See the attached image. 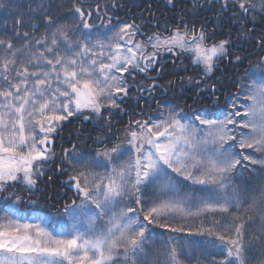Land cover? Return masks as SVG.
Listing matches in <instances>:
<instances>
[{"label": "snow or ice", "instance_id": "1", "mask_svg": "<svg viewBox=\"0 0 264 264\" xmlns=\"http://www.w3.org/2000/svg\"><path fill=\"white\" fill-rule=\"evenodd\" d=\"M119 6L71 0V22L61 23L40 0L35 16L0 33V264H202L190 253L205 246L215 250L202 252L204 261L212 256L208 264H251L255 241L264 256V180L244 188L234 180L245 171L264 176V56L259 75L246 70L223 108L186 112L155 99L157 88L171 87L158 83L163 61L187 59L201 71L187 82L210 88L215 106L206 78L229 56L230 40H213L183 17L146 31L109 15ZM221 8L240 20L264 16V0H222ZM256 44L264 49V33ZM133 88L155 110L133 109L89 151L63 148L57 171L67 177L66 199L42 212L38 181L57 159L65 122L82 117L111 131ZM21 205L31 206L34 221L24 220ZM193 236L209 239H186Z\"/></svg>", "mask_w": 264, "mask_h": 264}, {"label": "trees", "instance_id": "2", "mask_svg": "<svg viewBox=\"0 0 264 264\" xmlns=\"http://www.w3.org/2000/svg\"><path fill=\"white\" fill-rule=\"evenodd\" d=\"M110 3V0H102L101 5L104 3ZM7 7L0 8V33L7 32L11 34V29L17 18H21L25 21L30 20L35 16L34 9L40 0H6ZM45 3L49 6V12L57 17L61 23L71 22V16L67 12V8L71 4V0H45ZM119 7L110 9L109 15L119 17L121 20H127L129 22L135 20L137 23H142L146 26L145 30L149 28H159L163 30L165 26L172 27L175 23H179L181 17L190 26L195 24L197 27L203 26L207 33L212 36L213 40L228 39L231 40L229 46V57L223 59V67L220 71H216L212 78L213 85L216 88L215 98L217 99V105L212 104L213 97L207 96V91L199 93L196 87L187 82V77H195L194 74L189 72L185 73L183 80V86L180 88L179 80L176 78L180 75L175 65L170 66L162 72L161 85H168L171 82V87L167 88V91L161 94V91L155 99L161 100V102L167 101L169 104L175 105L178 108H183L186 112L192 111L197 108H207L209 111L214 108H223L230 96L234 95L237 91L236 81L238 78L245 77L246 70L251 71L257 68L261 56H264V49L257 47L256 40L264 33V16L256 15L255 21L253 22L248 17L243 20L239 19V14H234L230 9L222 10V0H218L213 4V15L214 18H210V14L207 13V7L201 9V4L191 0L190 3L187 0H172L169 4L168 0H118ZM208 6V5H207ZM231 7V6H230ZM125 10V11H124ZM212 15V16H213ZM212 20V23L210 21ZM33 23H40V18L37 17L32 21ZM242 27H244V32ZM30 25L26 24L25 29H29ZM249 29H254L251 34H248ZM40 31H43L41 27ZM244 33L250 40L244 41ZM33 35H39V32L32 33ZM235 50L236 55L232 54ZM241 57V62L236 63L235 57ZM242 57H244L242 63ZM185 63L188 66L189 61L185 59ZM192 68V67H191ZM194 70V69H193ZM189 74V75H187ZM201 87H204V82L201 83ZM198 92V93H197ZM164 94H166L165 97ZM133 95V94H132ZM133 97L140 103L136 105L128 103L124 105L126 109V116L115 115L112 117V128L111 131L103 127V124L99 125L100 122H93L89 120L85 124L81 120L80 125L76 127L75 119L70 120L66 123L56 136L55 152L57 155L62 154L63 148H70L72 144L77 146L83 151H89L95 147L93 141L97 136H111L112 133H118L123 125L128 121L129 117L133 114L132 110L136 112L140 110L149 111V105L151 110H155L156 104L153 99L147 100V103L143 105L144 100L137 93H134ZM129 114V115H128ZM78 121L80 119H77ZM117 123L116 127H113ZM121 126V127H118ZM57 174V168L55 169ZM59 178L66 179V176H56L54 184L52 185L53 190L51 192L46 191L37 194L38 204L42 212H48L49 210L55 211L52 205H57V201L63 202L66 199L63 194L61 183ZM261 180H264V176L259 173L249 174L247 171L242 176H237L234 183L240 188L244 187H255ZM41 187V186H40ZM71 195L70 192L67 193ZM42 206L44 208H42ZM59 206V205H57ZM29 213V212H28ZM163 231V230H157ZM259 231V225L254 224L249 228V235L254 236ZM183 235V234H177ZM186 239L203 242L208 237L204 236H193L186 237ZM248 237H246V240ZM157 247H160L157 244ZM213 253L215 250L208 247H196L190 253L200 257L202 264H208V261L212 259V256H208V260L204 261L202 252ZM250 255L254 257L251 260V264H260V261H264V256H261V245L260 241H255Z\"/></svg>", "mask_w": 264, "mask_h": 264}, {"label": "flooded vegetation", "instance_id": "3", "mask_svg": "<svg viewBox=\"0 0 264 264\" xmlns=\"http://www.w3.org/2000/svg\"><path fill=\"white\" fill-rule=\"evenodd\" d=\"M102 0H87V3H89V4H92L93 6H95V4L97 3V2H101ZM194 1H196V3H199V4H201V9H204V6L206 5V7H207V13L208 14H210V15H212L213 14V4L215 3V2H218V0H194ZM187 2L188 3H190L191 2V0H187ZM208 5V6H207ZM125 11V10H124ZM116 17V16H115ZM212 16H210V18H211ZM214 18V17H213ZM246 18V17H245ZM125 22H129V21H127V20H124ZM97 23H99V21H97ZM113 23H116V21H115V19L113 20ZM210 23H212V20L210 21ZM242 29H243V32H244V27H242ZM229 56H227L226 58H228ZM226 58H224V59H226ZM244 57H242V63H244V59H243ZM223 60V59H222ZM222 60L219 62V64H218V67H216L215 69H214V72L211 74V76L210 77H208V78H206V83L208 84V85H213V82H212V78H213V76H214V73L216 72V71H220L221 69H222V67H223V62H222ZM163 63H164V67H163V69L160 71V74H159V77H158V83L160 84L161 83V80H162V72L165 70V69H167L168 67H170V66H174L175 65V67H176V69L179 71L178 73H180V75L178 76V78H176L177 79V81L179 80V83L181 84L180 85V88H182V86H183V80H184V77L186 76L185 75V73H187V72H189L190 74H194L195 75V73H196V75H195V77L194 78H196V79H202V72L201 71H199V70H197L196 69V67L195 66H188L186 63H185V59H183V61H179V60H175V62H173L172 60H169V59H167V58H165V60L163 61ZM194 69V70H193ZM152 75H156V72H153L152 73ZM187 75H189V74H187ZM141 79V77H137V81H139ZM202 82H204L203 80H202ZM201 88H204V87H201ZM160 91H161V89L160 88H157L156 89V91H155V97H157L158 95H159V93H160ZM205 91V90H204ZM204 91H201V92H204ZM206 93H207V96H210L209 95V92L211 91V89L210 88H207L206 89ZM134 93H137V91H136V89L135 88H133L132 90H131V92H130V97L131 98H134L133 97V95H134ZM199 93H200V91H199ZM133 94V95H132ZM138 95H139V97L141 98V100L143 101L144 100V102H143V105H145L146 103H147V100H149V99H151L149 96H148V94H147V92H145V93H142V94H139V93H137ZM166 96V94H164V96L163 97H165ZM128 99L129 101H131V103H134L135 101H133L132 99ZM138 100H139V98H137ZM161 100H165L164 98L163 99H161ZM160 100V101H161ZM124 105H127V103L126 104H124ZM124 107V106H123ZM125 113H126V109H125ZM127 114V113H126ZM126 114H121L122 116H126ZM81 120L82 119H80L79 121L77 120V119H75V121H76V123H75V125H76V127L78 126V125H80V123H81ZM117 126V123L116 124H114L113 125V127H116ZM118 127H121V126H118ZM57 157V159L55 160V161H52V162H49V164H48V166H47V169L45 170V174L43 175V176H41L40 177V180L38 181V188L40 189V192L39 193H41V191L42 192H46V191H49V192H51L52 190H53V188H52V185L54 184V180H55V178H56V176H58V177H61V175H60V173L58 172V174H54V171H55V169L57 168V166H58V164H57V161L59 160V157H60V155H57L56 156ZM48 169H50V171L48 170ZM49 177H51V179L49 180ZM67 179V178H66ZM65 179V180H66ZM64 179H62V178H59V181H60V183H61V186H63V181H65ZM41 186V187H40ZM62 192H63V194H65L66 192H67V189L63 186V189H62Z\"/></svg>", "mask_w": 264, "mask_h": 264}, {"label": "rangeland", "instance_id": "4", "mask_svg": "<svg viewBox=\"0 0 264 264\" xmlns=\"http://www.w3.org/2000/svg\"><path fill=\"white\" fill-rule=\"evenodd\" d=\"M250 72H255L257 75H259V69L258 68H254V69H252ZM133 101H135V100H137V99H135V98H131ZM127 104L128 103H131V101H129V100H127V102H126ZM125 103V104H126ZM131 104H133V103H131ZM135 104L136 105H139L140 106V103L139 102H136L135 101ZM124 105H122V107H123ZM129 115V114H128ZM73 119H82V117L81 118H71L70 120H73ZM89 121V120H88ZM88 121H83L82 123L83 124H85L86 122H88ZM69 121H66L65 122V124L66 123H68ZM64 124V125H65ZM99 125H101L102 123H98ZM54 150H55V146H54ZM56 153V152H55ZM56 156H57V153H56ZM59 163V160L57 161V164ZM54 172H56V171H54ZM57 174H58V171H57ZM38 207L40 208V205L38 204ZM21 208H22V210H23V216H24V220L25 221H34V219H35V216H34V214L29 210L30 208H31V206H28L27 208L24 206V205H21ZM42 208H44L43 206H42ZM29 212V213H28ZM0 215H2V213H0Z\"/></svg>", "mask_w": 264, "mask_h": 264}, {"label": "bare ground", "instance_id": "5", "mask_svg": "<svg viewBox=\"0 0 264 264\" xmlns=\"http://www.w3.org/2000/svg\"><path fill=\"white\" fill-rule=\"evenodd\" d=\"M212 11H213V10H212ZM212 15H213V14H212ZM212 15H211V16H212ZM212 17H214V15H213ZM243 39H244V41L250 40V38L247 37V34H246V33H244V38H243ZM230 44H231V40H230ZM232 54H233V55H236L235 50L232 51ZM179 61H181V60H179ZM138 82H139V81H138ZM180 85H181V84L179 83V86H180ZM193 87H194V86H193ZM197 93H198V92H197Z\"/></svg>", "mask_w": 264, "mask_h": 264}]
</instances>
